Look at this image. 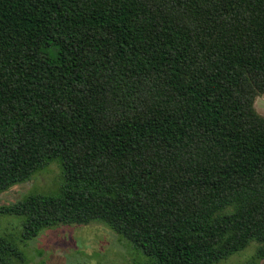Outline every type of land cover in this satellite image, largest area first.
Segmentation results:
<instances>
[{"label":"trees","instance_id":"1","mask_svg":"<svg viewBox=\"0 0 264 264\" xmlns=\"http://www.w3.org/2000/svg\"><path fill=\"white\" fill-rule=\"evenodd\" d=\"M264 0H0V214L102 223L144 264L264 260ZM0 264H23L0 236Z\"/></svg>","mask_w":264,"mask_h":264},{"label":"rangeland","instance_id":"2","mask_svg":"<svg viewBox=\"0 0 264 264\" xmlns=\"http://www.w3.org/2000/svg\"><path fill=\"white\" fill-rule=\"evenodd\" d=\"M264 116V94L254 103ZM59 170L50 165L26 183L11 187L0 195V207L19 201L33 190L45 193L58 187ZM24 218L0 214V236L13 241L22 255L23 264H144L147 258L123 237L102 223L65 225L42 230L35 237H20ZM258 243L249 242L242 250L215 264H244L254 256ZM259 264H264V260Z\"/></svg>","mask_w":264,"mask_h":264},{"label":"crops","instance_id":"3","mask_svg":"<svg viewBox=\"0 0 264 264\" xmlns=\"http://www.w3.org/2000/svg\"><path fill=\"white\" fill-rule=\"evenodd\" d=\"M258 113V112H257ZM259 114V113H258ZM260 115V114H259ZM262 116V115H261ZM264 117V116H263Z\"/></svg>","mask_w":264,"mask_h":264}]
</instances>
